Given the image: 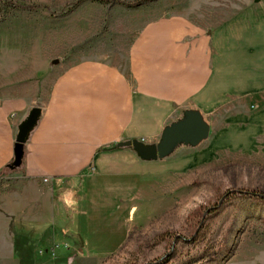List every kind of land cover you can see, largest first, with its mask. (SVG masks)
Returning <instances> with one entry per match:
<instances>
[{"label":"crops","instance_id":"1","mask_svg":"<svg viewBox=\"0 0 264 264\" xmlns=\"http://www.w3.org/2000/svg\"><path fill=\"white\" fill-rule=\"evenodd\" d=\"M47 92L0 96V220L49 228L57 205L69 216L68 239L84 236L76 225L87 219L97 235L117 228L111 248L86 236V248L105 256L127 241L138 207L128 193L144 180L188 174L221 154L264 161V105L251 101L264 96V11L212 29L181 16L150 21L116 63L70 62ZM241 100L248 103L236 108ZM34 107L42 115L25 147L24 171L5 173ZM193 116L210 134L192 150L177 145L144 160L116 149L133 140L159 144ZM13 234L16 255L21 237Z\"/></svg>","mask_w":264,"mask_h":264},{"label":"rangeland","instance_id":"2","mask_svg":"<svg viewBox=\"0 0 264 264\" xmlns=\"http://www.w3.org/2000/svg\"><path fill=\"white\" fill-rule=\"evenodd\" d=\"M12 1L35 9H13L0 0V96L22 88L39 98L48 93L62 66L70 62L97 58L116 63L150 21L181 16L212 29L246 12L264 11V0H149L136 8L125 4L141 0L86 1L75 8L72 3L76 0ZM247 101H238L236 108ZM251 101L263 106L264 96ZM180 148L189 151L193 146L181 143L177 150ZM252 189L264 193V161L259 157L221 154L188 174L144 180L128 193L138 207L127 228V241L105 256L86 248V236L95 245L111 248L119 238L117 228L97 235L89 231L87 219L76 225L84 236L75 234L68 239L69 216L57 205L49 228L29 221L4 225L2 219L0 264H21L14 254L13 231L20 235V248L27 253L24 264H69L71 257L72 264H149L162 260L166 262L161 264H264V202L238 193ZM220 200L222 208L204 221L201 241L190 242L188 215L200 205L213 207ZM165 232L169 235L163 237ZM175 234L183 240L173 245ZM57 248H62L60 257H55ZM194 257L199 260L195 262Z\"/></svg>","mask_w":264,"mask_h":264},{"label":"water","instance_id":"3","mask_svg":"<svg viewBox=\"0 0 264 264\" xmlns=\"http://www.w3.org/2000/svg\"><path fill=\"white\" fill-rule=\"evenodd\" d=\"M42 115L41 107H34L28 117L20 124L14 149V160L9 168L14 170L22 166L25 159V147L29 137L36 128ZM210 131L208 126L198 116H193L187 121L169 128L159 144H146L143 141L133 140L120 144V147L133 148L144 160H157L169 154L177 145L197 144L207 139Z\"/></svg>","mask_w":264,"mask_h":264},{"label":"trees","instance_id":"4","mask_svg":"<svg viewBox=\"0 0 264 264\" xmlns=\"http://www.w3.org/2000/svg\"><path fill=\"white\" fill-rule=\"evenodd\" d=\"M4 1H5V3L8 6H10L13 9L26 10V11L30 10V9L31 10L35 9L34 6H31V7L23 6V5H20V4L16 3V2L12 1V0H4ZM86 1H92V2H98V3H108V2H119V3H122L119 0H76L75 2L72 3V6H73L72 8H75L79 4H81L82 2H86ZM146 1H149V0H141L138 3H128V4H125V5L127 7H129V8H136V7L140 6L142 3L146 2ZM126 142H128V141H126ZM122 143H125V142H122ZM122 143H120V144H122ZM120 144L117 145L116 149H130V150H133V148H130V147H120ZM135 153H137V152H135ZM11 164H9V165H11ZM9 165H7L4 168V172L5 173H13V172H16V171H24V162H23L21 167L16 168L14 170L10 169ZM238 193L244 195L246 198H248L250 200H260V201L264 202V193L263 192H258L255 189H252V190H241V191H238ZM222 203H223V201L220 200L219 202H217L216 206H213V207L212 206L209 207V206H205V205H200L199 207H197L194 211H192L188 215L187 220L190 223V225L192 226V237H191L190 242L198 243V242L201 241L204 221L207 219V217L209 215H211L212 213L217 212L218 210H220L222 208ZM167 235H169V233L165 232L163 237H165ZM182 240H183V238L181 236L175 234V235H173L172 244L176 245L177 242H180ZM19 243H20L19 240L16 241V243H15V253L20 258L21 264H24V259L26 258L27 253L25 251H22V249L20 248ZM54 252H55V257L56 256L60 257L59 254L61 252H63V251H62V248H57L56 250L54 249ZM225 255L227 256V255H229V253L225 252ZM194 259H195V262H197L196 260H199V257H194ZM72 261L73 260H72V257H71L70 261H69V264H72ZM163 261L166 262V260H162V261H159V262H154V263H149V264H161Z\"/></svg>","mask_w":264,"mask_h":264},{"label":"built area","instance_id":"5","mask_svg":"<svg viewBox=\"0 0 264 264\" xmlns=\"http://www.w3.org/2000/svg\"><path fill=\"white\" fill-rule=\"evenodd\" d=\"M46 182H47V180H46Z\"/></svg>","mask_w":264,"mask_h":264}]
</instances>
